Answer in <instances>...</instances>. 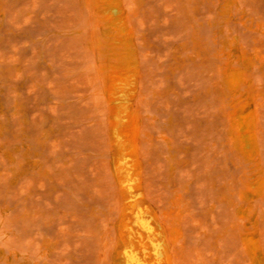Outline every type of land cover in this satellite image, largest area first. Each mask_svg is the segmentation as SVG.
<instances>
[{"label": "rangeland", "instance_id": "374dc122", "mask_svg": "<svg viewBox=\"0 0 264 264\" xmlns=\"http://www.w3.org/2000/svg\"><path fill=\"white\" fill-rule=\"evenodd\" d=\"M261 191L264 0H0V264H264Z\"/></svg>", "mask_w": 264, "mask_h": 264}, {"label": "bare ground", "instance_id": "6f19581e", "mask_svg": "<svg viewBox=\"0 0 264 264\" xmlns=\"http://www.w3.org/2000/svg\"><path fill=\"white\" fill-rule=\"evenodd\" d=\"M103 51V48L99 44L94 47V52L98 56H102ZM101 74L104 75V72ZM224 74V87L226 90L231 92L237 86L238 77L233 71L230 70L226 71ZM224 113H226V111ZM226 122L229 124V140L232 144V147L242 158L254 162V159L258 154V140L254 121V113H245L242 107L237 108V105H233L229 114L227 115ZM133 134L135 133L133 132ZM260 194L264 196V191H261ZM180 214L181 213L179 211L175 210L169 212L168 216L178 222L180 220ZM242 240L245 249L249 250V246L253 240L252 234L245 232L242 236ZM247 252L251 254L249 251Z\"/></svg>", "mask_w": 264, "mask_h": 264}]
</instances>
